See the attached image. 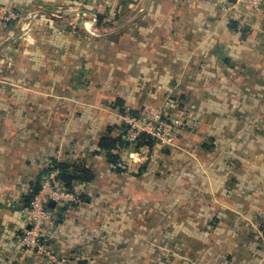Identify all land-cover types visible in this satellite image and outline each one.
Here are the masks:
<instances>
[{"label": "crops", "instance_id": "0c3cea01", "mask_svg": "<svg viewBox=\"0 0 264 264\" xmlns=\"http://www.w3.org/2000/svg\"><path fill=\"white\" fill-rule=\"evenodd\" d=\"M76 1L0 0L42 14L24 51L7 47L21 74L0 93V264H49L21 236L54 162L81 176L82 203L52 208L44 237L69 264H264V8L90 0L74 19ZM19 34L0 19V44ZM168 95L190 111L178 148L137 153L116 113Z\"/></svg>", "mask_w": 264, "mask_h": 264}, {"label": "built area", "instance_id": "2783aa9c", "mask_svg": "<svg viewBox=\"0 0 264 264\" xmlns=\"http://www.w3.org/2000/svg\"><path fill=\"white\" fill-rule=\"evenodd\" d=\"M88 1L90 0L76 1V6L70 11L74 19ZM236 4L255 13L264 8V0H236ZM41 16L39 13L25 16L18 11L6 9L1 12L0 17L5 23L23 22L22 31L26 33ZM179 101L176 96L168 95L165 103L156 110L145 106L137 112H117V121L124 128L125 143L135 148L143 142L153 140L164 147L178 148V141L190 115L187 108L179 106ZM58 174L57 170H48L43 175L40 188L33 194L28 207L29 222L23 227L21 243L25 251L45 255L49 264H69V258L49 250L44 241L47 226L54 217L50 203L55 202L56 206H76L83 201L82 194L63 186L58 180Z\"/></svg>", "mask_w": 264, "mask_h": 264}, {"label": "rangeland", "instance_id": "374dc122", "mask_svg": "<svg viewBox=\"0 0 264 264\" xmlns=\"http://www.w3.org/2000/svg\"><path fill=\"white\" fill-rule=\"evenodd\" d=\"M135 1H136L135 2L136 4H133L131 8L134 9L135 12L137 11L139 13L140 7L138 9V6L140 5L141 1H143V0H135ZM0 16H1V14H0ZM25 16H27V15H25ZM39 18H41V17H39ZM0 19H1V17H0ZM34 23L32 24L31 29L29 31H27L26 33L22 31V26L24 25L23 22H16V23H14V24L20 26V28H21V34H19L15 39L11 38V39L7 40V42L0 44V87H3L5 89V90H0V93L8 94L9 92H11V91H9L7 89L9 86H11V87L18 86V85H15L13 82H15V80L18 81L17 75L19 76L21 74L19 72V69L20 68L17 67L18 65H20L18 63V59L16 61L15 56H13V55H11V54H9L7 52V47L9 45L11 48L19 49L21 51H24L29 46V44H30V40H29L28 35H29V33L31 32V30H32V28L34 26ZM244 77H245V75H244ZM165 99H164V102L160 105V107L165 103ZM179 106L180 107L183 106L182 103H181V101H179ZM132 149H135V151L137 153H139V151L137 149H140V147H135V148L132 147ZM132 152L134 153V150H132ZM160 217H162V215ZM163 218H164L163 221H162V218H161V222H160V225L161 226L159 227V228H162V229H160L157 232L159 234V237L158 238H161L162 237V238L165 239L167 237V234L169 232H167L166 230L163 231V228L165 226H168V222L170 223L173 220L170 219V216L168 218V216H166V215H163ZM138 220H139V222L142 221V223L143 224H146V225H150L151 224L142 215L138 218ZM132 223L134 224L135 222H132ZM125 226L129 228V226H128L127 223H125ZM184 227H185V225H184ZM144 235L145 236L147 235L149 237L151 235V232L150 231H147V233H144Z\"/></svg>", "mask_w": 264, "mask_h": 264}, {"label": "trees", "instance_id": "16d2710c", "mask_svg": "<svg viewBox=\"0 0 264 264\" xmlns=\"http://www.w3.org/2000/svg\"><path fill=\"white\" fill-rule=\"evenodd\" d=\"M240 30H242L240 28ZM124 129V128H123ZM150 141V140H148ZM104 144L103 146L105 148H107L108 151H112L113 149V145H111L110 143L111 142H108V139L105 138L103 140ZM124 145V144H123ZM141 144H139L137 147H140ZM108 159H109V162H111L112 165L116 166L118 163H119V157L115 154H111L108 156ZM69 167L70 165H67L66 163H61V162H54L51 164L49 170H57L58 173H59V176H58V180L64 185L65 188H67L68 190L70 191H75L73 188H74V185H73V182L78 179V178H81V176H76V173H72V171L70 172L69 170ZM85 172V171H84ZM86 173V172H85ZM87 174V173H86ZM90 174H87V177L89 176ZM41 183V182H40ZM40 188V186H39ZM39 188L34 192H38ZM33 196V195H32Z\"/></svg>", "mask_w": 264, "mask_h": 264}, {"label": "water", "instance_id": "95a60500", "mask_svg": "<svg viewBox=\"0 0 264 264\" xmlns=\"http://www.w3.org/2000/svg\"><path fill=\"white\" fill-rule=\"evenodd\" d=\"M232 1H233V2H236V0H232ZM55 206H56L55 202H51V203H50V207H51V208H54Z\"/></svg>", "mask_w": 264, "mask_h": 264}]
</instances>
